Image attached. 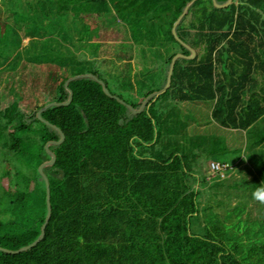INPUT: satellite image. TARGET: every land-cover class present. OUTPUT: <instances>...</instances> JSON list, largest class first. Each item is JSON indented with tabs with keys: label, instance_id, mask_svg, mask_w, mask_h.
Instances as JSON below:
<instances>
[{
	"label": "trees",
	"instance_id": "1",
	"mask_svg": "<svg viewBox=\"0 0 264 264\" xmlns=\"http://www.w3.org/2000/svg\"><path fill=\"white\" fill-rule=\"evenodd\" d=\"M188 2L34 0L21 9L19 0H0V143L12 158L0 195L1 248L34 243L46 217L38 167L50 159L45 144L60 136L37 112L68 101L65 82L82 74L99 77L139 110L166 85L173 57L190 55L172 33ZM82 18L99 25L85 28L87 39ZM146 19L158 20L159 33L145 30L133 40L130 32ZM119 20L122 43L95 41L97 30ZM175 32L196 55L177 59L170 87L142 113L82 78L69 84L71 104L41 114L65 137L49 146L55 162L43 169L50 218L42 241L18 254L0 251V264H264V205L252 197L264 183V0H234L223 9L195 0ZM148 45L161 67L142 64L152 54ZM206 102L213 107L202 121L236 132L233 141L245 144L237 173L231 166L225 178L208 180L197 165L234 159L239 147L220 149L215 135L183 114V104ZM35 183L40 200L30 198Z\"/></svg>",
	"mask_w": 264,
	"mask_h": 264
},
{
	"label": "water",
	"instance_id": "2",
	"mask_svg": "<svg viewBox=\"0 0 264 264\" xmlns=\"http://www.w3.org/2000/svg\"><path fill=\"white\" fill-rule=\"evenodd\" d=\"M195 2V0H189V2L185 5L182 13L179 15V17L177 18V20L174 22L173 26H172V33L174 35V38L175 40L180 44L182 45L184 48H186L189 52H190V55L189 56H184L182 54H176L173 59H172V62H171V65H170V69H169V73H168V77H167V83L166 85L160 89V90H157V91H154L152 92L151 94H149L146 99L144 100L143 104L141 105L140 109L139 110H136L134 109V107L125 102L123 99H119V98H116L115 96H113L110 91L108 90V88L106 87L105 83L99 79V77L95 76V75H92V74H82V75H77V76H74L72 78H69L66 82H65V88L67 89V91L69 92V99L68 101L66 102H52V103H48L46 105H44L42 107V109H40L37 114H36V118L38 121H40L41 123H44L52 128H54L55 130H57V132L59 133V140L58 141H49L45 144V151L46 153L48 154V156L50 157V159L47 161V162H44L42 163L39 167H38V173L40 175V177L42 178L44 184H45V202H46V217H45V220L43 222V226L41 228V235L39 236V238L34 242L32 243L31 245L29 246H26V247H23V248H20L19 250H9V249H5V248H1L0 247V251L2 252H5V253H8V254H18V253H22V252H25V251H28L29 249H31L32 247L36 246L40 241L43 240L45 234H44V231H45V227L48 223V220L50 218V211H51V208H50V201H49V184H48V180H47V177L45 176V174L43 173V169L46 168V167H49V166H52L55 162V155L49 150V146H57V145H60L64 142V134L58 129L56 128L55 126L49 124L48 122H45L41 119V114L44 113L46 110L50 109V107H53V106H68L69 104H71L72 100H73V91L69 88V84L72 82V81H75L77 79H82V78H93L95 79L96 81H99L102 85H103V90L105 92V94L111 98H116L117 100L121 101L122 103L126 104L129 109L134 113V114H140L144 111L145 107L147 106L148 102L153 98L155 99L157 96H159L160 94L164 93L171 85L172 83V76H173V72H174V68H175V64H176V61L177 59H180V58H185V59H193L196 55L195 51L190 48L188 45H186L185 43H183L176 35V32H175V28L176 26L178 25V23L180 22V20L182 19V17L187 13V10L188 8ZM213 4L216 8H219V9H223V8H229L231 5L234 4V0H228V3H226L225 5H222V4H219L216 2V0H213Z\"/></svg>",
	"mask_w": 264,
	"mask_h": 264
},
{
	"label": "rangeland",
	"instance_id": "3",
	"mask_svg": "<svg viewBox=\"0 0 264 264\" xmlns=\"http://www.w3.org/2000/svg\"><path fill=\"white\" fill-rule=\"evenodd\" d=\"M32 2H34V0H19L20 8L21 9H26L28 7V5L30 3H32ZM102 11L103 12L110 11L109 6H106L105 8H103ZM86 22H87V25L85 24ZM120 23H122L121 20H119L117 23L113 24L112 26H109L106 30L103 29V28H100L99 30H97V32L94 33L95 41L103 40V41H105L104 44H106L107 42H112L114 40H119V37H117L118 34L116 33V30H115L114 26H116V25H118ZM137 24H138V33H136L134 35V33H135V32H133L134 30L130 32V34L132 33L131 37H132L133 40L142 39L143 38V34L145 33V30L157 31L159 33L158 29H156L158 26H160V24L158 23V20L146 19L145 21H137ZM80 25H81V30H82V37L85 38V39H87L86 38L87 34H86V31H85L86 30L85 28H87V30L90 31V30H93L94 27L99 26L96 23H94V24L88 23V21L85 20L84 18L80 19ZM149 36H151V35H149ZM76 38H77L76 41L78 42L79 37H76ZM123 38L126 39L125 37H123ZM30 41H31L30 38L23 39V41H22L23 46H27ZM127 41L124 42L125 46L127 45ZM86 44H87V46H89L88 42H86ZM104 44H102L101 48L107 47ZM136 46H138V45H136ZM89 50H90V48H88V51ZM150 52L152 53L151 56L153 57L154 65H156V66L159 65V63L161 62V55H159L158 52H156L155 50H151ZM139 56H142V51H141V53H139ZM90 62H91V60L89 61V63ZM92 64L95 65V63H92ZM100 66H101V64H100ZM135 67H137V66L135 65ZM139 71H140L139 68H137V70H135V74H139ZM134 81H135V79H134ZM125 94L126 93H124V95ZM133 95L135 96L134 93H133ZM192 115H193V113H192ZM237 141H239V140H237ZM238 143H235V144H238ZM243 151H244V149H242V151L240 149L238 151V153H236L233 156L234 159L235 160L237 158L243 159L244 158ZM11 159L12 158H11L10 152L4 148L3 143H0V195H1V192H2L3 188H6L8 186L9 177L3 179V172L8 168L7 166L11 164V161H10ZM213 159L216 160V161L222 162V163L223 162H228L231 165H233L235 163L234 159L230 158V156H228V157L220 156L219 158H213ZM213 159H209V161H211ZM199 165L202 167V164L199 163ZM40 189H41V183L32 184L31 189H30V198H31V200H37V199L40 200L42 198L41 197V193H40ZM1 204H2V201H0V206H1Z\"/></svg>",
	"mask_w": 264,
	"mask_h": 264
},
{
	"label": "crops",
	"instance_id": "4",
	"mask_svg": "<svg viewBox=\"0 0 264 264\" xmlns=\"http://www.w3.org/2000/svg\"><path fill=\"white\" fill-rule=\"evenodd\" d=\"M121 35L118 34L117 37H119V40H117V43H122V38L120 37ZM148 47V55L150 53V47L149 45L147 46ZM136 51V46L133 48V52ZM133 63V70L135 73V70H137L138 66L136 64V61L133 60L132 61ZM142 64H145V68H149V69H155V68H159L162 66V62L159 63V65H154L153 63V57L152 56H148L147 58V61L142 63ZM135 65L137 67H135ZM169 73V72H168ZM212 107H213V104L211 102H206V103H185L183 104V114L185 117H188L190 118L191 116L195 117L196 120H194L195 124L194 123H189L190 126H195V127H198L200 129V132L201 133H205L207 131L211 132L213 135H215V138H213V142H217L218 143V146L220 149H227V150H231V148H235V147H239V149H237L238 151L241 149H244L245 150V144L242 143L240 140L238 142H234L233 139H235L236 137V132H232L231 130H226V129H223V128H220V127H217V126H214V125H209L208 123L206 124L205 122H203L202 120L203 119H206L210 116L211 114V111H212ZM193 115H192V113ZM188 127V131H190V129L192 127ZM235 143H238V144H235ZM237 151V153H238ZM234 154H236V152H234ZM243 154H244V151H243ZM231 158V157H230ZM241 158H237L236 159V162L235 164L231 165L230 163L226 162L224 164H228L230 165V167L232 166V169L235 173H237V164H241L242 161H240ZM211 162H214V161H209L208 162V165L205 166H200L199 164L197 165V169L201 171V173H203V175H206L208 178V180L212 179L211 178V173H210V170H209V164ZM217 162V161H215ZM219 162V161H218ZM231 170V168H230ZM229 174L231 173L228 172Z\"/></svg>",
	"mask_w": 264,
	"mask_h": 264
},
{
	"label": "built area",
	"instance_id": "5",
	"mask_svg": "<svg viewBox=\"0 0 264 264\" xmlns=\"http://www.w3.org/2000/svg\"><path fill=\"white\" fill-rule=\"evenodd\" d=\"M230 165L228 164H223L221 162H211L209 164V170L211 173V178L220 176L221 178L226 177V171L230 169Z\"/></svg>",
	"mask_w": 264,
	"mask_h": 264
},
{
	"label": "clouds",
	"instance_id": "6",
	"mask_svg": "<svg viewBox=\"0 0 264 264\" xmlns=\"http://www.w3.org/2000/svg\"><path fill=\"white\" fill-rule=\"evenodd\" d=\"M252 197L259 204L264 205V183L256 188V190L252 193Z\"/></svg>",
	"mask_w": 264,
	"mask_h": 264
}]
</instances>
